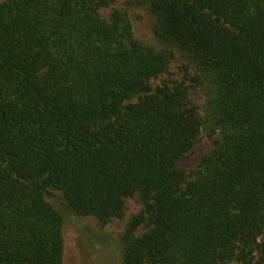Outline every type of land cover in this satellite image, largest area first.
Listing matches in <instances>:
<instances>
[{"label": "trees", "instance_id": "1", "mask_svg": "<svg viewBox=\"0 0 264 264\" xmlns=\"http://www.w3.org/2000/svg\"><path fill=\"white\" fill-rule=\"evenodd\" d=\"M113 1L0 2V264H61L45 185L102 222L138 193L150 227L124 235L125 264H264V0L150 1L214 85L220 141L192 178L177 162L200 117L185 87H151L165 57L99 15Z\"/></svg>", "mask_w": 264, "mask_h": 264}, {"label": "rangeland", "instance_id": "2", "mask_svg": "<svg viewBox=\"0 0 264 264\" xmlns=\"http://www.w3.org/2000/svg\"><path fill=\"white\" fill-rule=\"evenodd\" d=\"M4 0H0L2 2ZM151 0H114L108 6L98 7L103 18H108L113 9L124 12L131 26L133 38L142 46L149 47L165 57L163 71L150 78L152 88L163 83L186 88V103L198 113L201 124L199 137L192 148L177 162V166L192 178L202 159L218 147L220 133L212 124L208 103L214 85L200 72L188 51L159 38L154 32V15ZM143 92L134 93L125 101H136ZM44 199L61 216L62 257L61 264H125L124 235L137 236L148 230L150 222L144 202L138 193L125 196L123 207L106 222L92 214H79L68 204L64 193L51 185L42 189ZM264 241V231L259 237ZM256 258L257 253H253ZM232 264H245L234 259Z\"/></svg>", "mask_w": 264, "mask_h": 264}]
</instances>
